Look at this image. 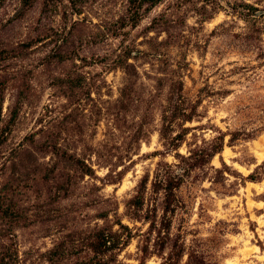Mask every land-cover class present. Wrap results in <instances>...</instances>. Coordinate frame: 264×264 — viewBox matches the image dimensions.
<instances>
[{"label":"rangeland","instance_id":"rangeland-1","mask_svg":"<svg viewBox=\"0 0 264 264\" xmlns=\"http://www.w3.org/2000/svg\"><path fill=\"white\" fill-rule=\"evenodd\" d=\"M141 15L0 0V264H264V0Z\"/></svg>","mask_w":264,"mask_h":264},{"label":"trees","instance_id":"trees-1","mask_svg":"<svg viewBox=\"0 0 264 264\" xmlns=\"http://www.w3.org/2000/svg\"><path fill=\"white\" fill-rule=\"evenodd\" d=\"M163 0H130V10L132 11V21L134 24H137L141 19V11L152 10L154 7L159 5ZM222 150V146H218L215 149V152L218 153ZM117 244L109 237L102 236L101 242L95 246L94 252L97 254V261L83 262L81 264H106L102 261L103 256L108 251L115 250Z\"/></svg>","mask_w":264,"mask_h":264}]
</instances>
